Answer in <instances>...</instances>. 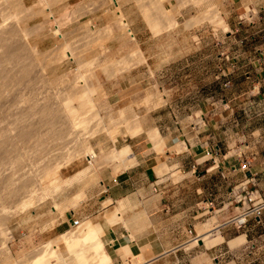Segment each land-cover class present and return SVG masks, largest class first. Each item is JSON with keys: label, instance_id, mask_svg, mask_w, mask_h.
Listing matches in <instances>:
<instances>
[{"label": "rangeland", "instance_id": "1", "mask_svg": "<svg viewBox=\"0 0 264 264\" xmlns=\"http://www.w3.org/2000/svg\"><path fill=\"white\" fill-rule=\"evenodd\" d=\"M51 1L48 6L43 0H0V25L10 19L5 24L17 27L16 42L30 45L33 51L26 52L24 46L16 62L6 61L3 65L8 68L4 70L6 75L14 73L10 75L14 77L12 81L16 76L20 79L18 76L25 70L32 73L24 83H13L11 88L15 90L16 101L22 102H18L21 107L30 106L27 109L31 110L32 118L23 116L22 123L26 120L28 123L22 127L33 126L32 130L30 126L25 130L37 136L27 141L21 137V144L12 145L15 140L7 136L6 130L11 128L10 121H14L11 126L17 122L13 112L16 107L10 104L13 97L9 103L13 108L8 104L2 110L3 113L10 108L15 116L10 114V109L6 113L9 111L13 119L2 117L6 113L2 114L0 107V134L4 135L0 138L9 137L5 143H8L7 149H0L5 162L0 163L3 189L0 188V196L2 201L10 196L14 200L0 203V264H32L52 239L57 241L59 247L55 248L62 259L68 258L61 235L77 230L73 228L74 219L82 220L80 226L107 219L105 216L123 200L119 198L121 189L110 191L109 187L113 188L118 176L135 167L131 179L124 180L129 181L124 185L125 192L136 194L135 205H125L122 220L105 232V241L113 243V231L120 226L130 229L136 224L144 228L146 217L141 203L150 195V184L158 180L145 164L139 166L142 160L134 155L130 142L143 140L146 133L164 158L168 152L172 155L182 151L180 144L187 142L200 149V163L213 154L217 177L223 178L221 169L227 176L230 174L231 184L222 191L220 177L216 180L218 214L214 217L219 219L220 226L264 199V182L257 181L264 175V0H165L177 25H168L165 19V24L153 25L148 17L155 18L154 0ZM118 5L130 21L133 37L119 20ZM212 15L227 25L216 24ZM40 25L42 32L36 30ZM57 25L62 29L59 34L55 33ZM84 87L94 90L93 103L73 102L72 96L85 91ZM121 96L132 98L121 102ZM68 103L81 116L77 122L81 121L83 126L74 129V135L62 149L57 136L62 126L73 122L69 111L68 116L64 115V110L68 113L64 108ZM43 109L51 111L50 118L43 116ZM158 129L164 138L162 147L157 146L150 134ZM167 138L171 139L169 145ZM125 148L133 157L124 166L117 160V151ZM90 149L97 154L93 162L87 155ZM15 160L19 168H15ZM163 166L175 181L180 180L178 174L171 173L174 169L171 163L165 162ZM50 167L54 172L57 168L56 174L60 173L62 179ZM51 174L58 179L53 182L55 186L50 180ZM25 178L31 180L29 185ZM5 182L8 186L2 187ZM19 184L23 190L17 189ZM12 189L23 191L24 195L18 197V193L14 199L8 195ZM30 199L33 202L23 208ZM57 205L61 206L60 210L54 209ZM127 209L137 210L141 216L131 223L126 218ZM260 218L252 216L245 228L231 223L203 245L194 239L187 253L180 254L179 264H264V212ZM131 238L140 242L135 233ZM195 240L198 243L194 244ZM194 247H199L195 250L199 253H192ZM131 258L129 262L134 264ZM127 262L125 258L120 264ZM68 264L76 263L71 259Z\"/></svg>", "mask_w": 264, "mask_h": 264}, {"label": "crops", "instance_id": "2", "mask_svg": "<svg viewBox=\"0 0 264 264\" xmlns=\"http://www.w3.org/2000/svg\"><path fill=\"white\" fill-rule=\"evenodd\" d=\"M121 98L120 101L122 102L123 100L132 98V96H126V99L121 96ZM158 131L163 142V134L160 129ZM144 136L143 140L139 142L131 140L130 143L134 155L142 160L139 166L145 164L150 174L158 180L150 184L148 187L150 195L145 197L141 203L144 205L143 211L146 217V225L142 228L140 225L133 224L130 229L120 226L117 230L113 231V243L107 244L105 236L102 237V241L107 248L109 245L108 250L112 256L113 263L120 264L127 258L128 263L131 264L129 260L132 261L131 257H133L135 260L134 264H179L180 254L183 256L187 253L190 243L194 241L196 235L200 240L204 236L209 235V240L211 241L213 240L211 236L218 235L220 232L222 233V231L230 226L229 224H235V219L226 220L220 226L219 219L214 217V215L218 214L215 207L216 202H218V184L216 180L220 176H216V161L213 154L207 152L209 155L211 154V158L200 163L202 160L200 159V149L195 148L190 143L184 142L180 144L183 149L182 151H177L172 155L166 151L168 155L167 158H164L163 154H160L156 150V146L148 137V133ZM167 140L169 145L171 139L167 138ZM157 146L159 147L158 143ZM202 147L204 148V144ZM165 162L172 164L174 169H172L171 173L178 174L180 180L175 181L173 177L169 176L170 173L166 172L163 166ZM135 168L130 169L129 173L125 172L118 176L116 179L117 184L113 188L109 187L110 191L121 189L119 191L121 193L119 198L123 199L118 207L115 206L117 208L114 211L105 216L108 217L107 219L113 225L122 220V211L124 213L123 209L125 205H129L130 207L135 205L134 198H136V194H132L129 191L126 193L124 190V185L129 182L124 180L126 178L131 179L132 171ZM202 169L205 171H202ZM221 172L223 173V178L220 177V185L222 186L220 190L222 191L227 184H231L229 181L231 176L230 174L227 176L228 174L224 172V169H221ZM257 181L264 182V175L257 179ZM223 203L227 205L226 202ZM127 210L128 214L126 218L131 219V223L135 222V217L141 216L136 212L137 210ZM212 216L214 218L206 223L213 226L212 230L205 234L200 233L199 235L198 226L202 221ZM123 217L125 219V216ZM201 227L202 225L199 226V231ZM142 229L144 232H141ZM190 230L194 232L193 235L190 234ZM132 233H135L140 242L134 241L131 238ZM170 238H173L172 242L169 241ZM199 247L201 248V246ZM199 247H194L192 253H199L195 252Z\"/></svg>", "mask_w": 264, "mask_h": 264}, {"label": "bare ground", "instance_id": "3", "mask_svg": "<svg viewBox=\"0 0 264 264\" xmlns=\"http://www.w3.org/2000/svg\"><path fill=\"white\" fill-rule=\"evenodd\" d=\"M40 1V0H39ZM51 0H43V2L42 3H44L45 5H50V3L52 2H50ZM112 2V1H111ZM142 2V1H141ZM198 2H202V0H198ZM52 4H53V2H52ZM101 4V3H100ZM153 4L155 5V8H153L152 10L153 11H155V13H153V15H155V18H153L152 16L150 17H148V19L149 20H151L152 21V23H153V25H161L162 24V22H163V24H165L164 23V21L168 24V25H177V23L175 22V20L172 18V16H171V13H170V10H169V4L167 3V1H165V0H154V2H153ZM201 4V3H200ZM117 5V4H116ZM121 6V5H120ZM17 7V6H16ZM118 7H119V5H118ZM123 7V6H122ZM49 8V7H48ZM143 8V7H142ZM9 10V9H8ZM33 10V9H32ZM51 10V9H50ZM119 10L120 11H118V14H119V20L123 23V25H124V28H125V26H127L128 27V30L127 31H129V34L133 37L134 35H133V31H132V29L130 28V21H128L127 19H126V17L124 16V14H123V10L121 11V8L119 7ZM147 10L148 9H146L145 11L147 12ZM10 12V11H9ZM31 12V11H30ZM51 12V11H50ZM217 12V11H216ZM35 13V12H34ZM149 13H150V11H149ZM218 13V12H217ZM50 14V13H49ZM26 15H28V17H29V14H26ZM34 15V14H33ZM36 15V14H35ZM53 15V14H52ZM152 15V14H151ZM148 16V15H147ZM218 16V15H217ZM5 17V16H4ZM76 18V17H75ZM151 18V19H150ZM212 18H213V20L216 22V24H219V25H227L226 24V22H224L220 17H216V16H214V15H212ZM3 19H5V18H3ZM15 19V18H14ZM22 19V18H21ZM165 19V20H164ZM6 20H8V21H10V19H6ZM6 20L4 21L5 23H6ZM67 20V19H66ZM69 21V20H68ZM5 23H3V24H1L0 25V107H1V113H2V110H4L3 109V106L5 105H7L6 107H8V104L11 102L10 101V98L11 97H13L11 100H12V103H10V104H13L12 106L14 107H16V111H13L14 112V114L18 117H14L15 115H13V113L11 112V109H10V114L12 113V116L14 117V119L15 120H17V122L15 123V125H13L14 124V121H10V129L9 128H7L9 131H7L6 130V132H7V136H9L10 137V139L12 138L13 140H17L18 139V141L17 142H13V143H11V142H9V145H10V143L13 145V144H19L20 143V141H21V137L25 140V141H27L28 139H32V138H34L35 136H33L31 133H34L33 131H30L29 132V130L28 131H26L25 129L26 128H28L29 129V126H28V124H26V127L25 128H23L22 127V124L24 123V125H25V123H26V121H27V123H28V120H26L25 122H23L22 123V118H25L26 116L25 115H27L29 118H32V116H30L31 114V110H29V109H27V108H29V107H27V108H25L24 109V107H21V104H22V102H20V101H16V95H15V90L14 89H12L11 87H12V85H13V83H16V85L18 84L19 85V83L21 84V82L22 83H24L27 79H29V78H27V76L29 75V74H32V73H25V71H27V70H25L23 73H21L20 74V76H18L20 79H18L17 78V76H16V78H17V80L18 81H16V78H15V81H12L11 80V76L10 75H13V74H7L6 75V73H5V71L8 69V68H5L4 67V65L3 64H5L4 62H8V63H10V64H12V62H16L19 58L17 57V54L19 55V52L21 51V50H24L23 48H24V46H25V48L27 49L26 50V52L29 50V52H33L32 51V49L30 48V45L28 46V44L26 45H24V43L23 42H16V41H18V40H15V39H17L18 38V33H17V27H12L11 25L9 26V25H7V24H5ZM8 23V22H7ZM8 24H10V23H8ZM15 24V23H14ZM53 24H55V23H53ZM52 24V25H53ZM41 26V25H40ZM40 26H38L37 28H36V30L37 31H40L41 30V32H42V26L40 27ZM60 27H61V25H59ZM58 25L56 26L57 27V29L55 30V33H58L60 30H62V29H60V27H59ZM44 27V26H43ZM155 27H157V26H155ZM45 29V28H44ZM59 34V33H58ZM113 34V33H112ZM57 36V35H56ZM62 36H63V34H62ZM25 38V37H24ZM19 39V38H18ZM22 39V38H21ZM135 39V38H134ZM133 40V39H132ZM23 41V40H22ZM16 42V43H15ZM22 43H23V45H22ZM92 43V42H91ZM78 44V43H77ZM138 44V43H137ZM70 46V45H69ZM81 46V45H80ZM67 48V47H66ZM31 49V50H30ZM69 50H70V48H68ZM72 49V48H71ZM81 49V48H80ZM88 49V48H87ZM92 50V49H91ZM37 51V50H36ZM68 51V50H67ZM73 51V50H72ZM22 52V51H21ZM85 52V51H84ZM67 53V52H66ZM78 53H79V50H78ZM69 54V53H68ZM71 54V53H70ZM69 54V55H70ZM82 54V53H81ZM26 56V55H25ZM71 56V55H70ZM18 58V59H17ZM28 58V57H27ZM72 58H73V55H72ZM23 60V59H22ZM20 61V60H19ZM23 62V61H22ZM44 62V61H43ZM90 63V62H89ZM21 64V63H20ZM88 64V63H87ZM17 66V65H16ZM21 67V66H20ZM87 67V66H86ZM18 68V67H17ZM24 68V67H23ZM107 69V68H106ZM5 70V71H4ZM23 70V69H22ZM9 71V70H8ZM80 71V70H79ZM10 72V71H9ZM28 72V71H27ZM34 75V74H33ZM36 76V75H35ZM83 76V75H82ZM30 77V76H29ZM14 78V77H13ZM12 78V79H13ZM27 78V79H26ZM30 78H32V77H30ZM85 78V77H84ZM39 79V78H38ZM23 80H24V82H23ZM84 80H86V79H84ZM83 80V81H84ZM30 81V80H29ZM40 81V80H39ZM45 81V80H44ZM82 81V82H83ZM33 82V81H32ZM80 82V81H79ZM27 83V82H26ZM52 83V82H51ZM70 83V82H69ZM87 83V82H86ZM79 84V83H78ZM84 84V83H83ZM82 83H81V85H83ZM31 85V84H30ZM77 86V85H76ZM84 86V85H83ZM86 86V85H85ZM19 87V86H18ZM34 87V86H33ZM33 87H32V89H33ZM47 87V86H46ZM13 88H14V86H13ZM89 88V87H88ZM14 90V93H13V91L12 90ZM84 89H85V87H84ZM87 89V88H86ZM85 89V91H82V92H80V93H76V94H72L73 96H72V99H73V102H74V100L75 101H87L88 102V100H89V102L91 101L92 102V97L95 95V93H94V95H92L93 94V91L90 89V90H86ZM35 90V89H34ZM72 91V90H71ZM75 91V90H74ZM74 91H73V93H74ZM77 91V90H76ZM75 91V92H76ZM96 91V90H95ZM39 93V92H38ZM33 94H35V93H33ZM70 94V93H69ZM47 96V95H46ZM68 96V95H67ZM71 96V95H70ZM50 97V96H49ZM33 98V97H32ZM53 99V98H52ZM51 99V100H52ZM72 99H71V101H72ZM13 100H15V101H13ZM23 100H24V98H23ZM22 100V101H23ZM30 100V99H29ZM35 100H37V99H35ZM28 101V100H27ZM39 101V100H38ZM46 101H47V99H46ZM21 103V104H19V103ZM36 102V101H35ZM64 102V101H63ZM67 102H69V101H67ZM41 103V102H40ZM93 103V102H92ZM9 104V106H11ZM36 104V103H35ZM49 104V103H48ZM53 104V103H52ZM69 104V106L67 105L66 107H64L65 109H68L67 110V112L69 111L70 112V116H71V118H72V123L71 122H69V123H71L72 125H66L67 127H63L62 126V128H61V131H60V134L57 136V140H58V146L60 147V148H62V149H64L67 145H68V140H69V137L72 135H74V133H72V132H74V129L76 128H79V125H80V127L81 126H83L82 125V122L80 121V123H79V121L77 122V118H78V116L79 115H77V111L75 112V107H73L74 109H71L70 107V103H68ZM26 105V104H25ZM38 105V104H37ZM54 105V104H53ZM71 105H72V102H71ZM5 106H4V108H5ZM11 106V108H13ZM48 107V106H47ZM46 107V108H47ZM95 107V106H94ZM41 108H42V106H41ZM50 108V107H49ZM56 108V107H55ZM7 110H9L8 108H6ZM5 109V110H6ZM31 109V108H30ZM45 109V108H44ZM43 109V110H44ZM96 109V108H95ZM6 110V111H7ZM60 110V109H59ZM92 110V109H91ZM6 111H3V113L5 112L6 113ZM33 111V110H32ZM65 111V113H64V115L65 114H67L66 116H68L69 115V112L68 113H66V110H64ZM89 111V110H88ZM87 111V112H88ZM23 112H25L26 114H24ZM53 112V111H52ZM59 112V111H58ZM130 112V111H129ZM2 113V114H3ZM4 113V114H5ZM50 113H51V111L49 112V110L48 109H46V110H44L43 111V116H46V117H49L50 118ZM2 114H0V115H2ZM7 114V115H6ZM5 115H2V117L4 116V118H6V117H8L9 115V111L6 113ZM32 114H34V113H32ZM45 114V115H44ZM63 114V113H62ZM61 114V115H62ZM80 114V113H79ZM85 114V113H84ZM6 116V117H5ZM12 116L10 117V118H12ZM23 116H25V117H23ZM54 115H52L51 117H53ZM69 116V117H70ZM1 117V116H0ZM8 117V118H9ZM27 117V118H28ZM34 117H36V115H34ZM79 117H81V116H79ZM53 118H55V117H53ZM52 118V119H53ZM85 118V117H84ZM95 118V117H94ZM97 118V117H96ZM13 119V118H12ZM34 119V118H33ZM48 119V118H47ZM8 120H10V119H8ZM69 120V119H68ZM82 120V119H81ZM31 122H32V119L30 120ZM47 121V120H46ZM50 121V120H49ZM6 122H8V121H6ZM41 122V121H40ZM50 122H52V121H50ZM54 122V121H53ZM52 122V123H53ZM11 123H13L12 124V126H15L14 128H12V126H11ZM59 123V122H58ZM57 123V124H58ZM31 124V123H30ZM32 124H33V122H32ZM31 124V125H32ZM40 124V123H39ZM56 124V123H55ZM56 124V125H57ZM86 124V123H85ZM35 125V124H34ZM49 126H50V124H48ZM28 126V127H27ZM36 126V125H35ZM34 126V127H35ZM33 128V126H30V128ZM47 127V126H46ZM32 128H31V130H32ZM35 128H37V126L35 127ZM53 128V127H52ZM99 128V127H98ZM39 129V128H38ZM84 129H85V125H84ZM35 131H36V133H37V130L35 129ZM39 132V131H38ZM52 132H54V131H52ZM80 132V131H79ZM2 133H4V132H2ZM56 133V132H55ZM93 133V132H92ZM76 134V133H75ZM80 134V133H79ZM151 138L153 139V140H155L157 143H158V145H159V147H162L163 146V142H162V140H161V137H160V135H159V131L158 130H153L151 133ZM3 135V134H2ZM2 135L0 134V137L2 138ZM31 135L33 136V137H31ZM97 135V134H96ZM4 136V135H3ZM5 136H6V133H5ZM6 136V137H7ZM12 136H15L14 138L12 137ZM9 137H7V138H9ZM37 137V136H36ZM1 138H0V144L1 145H3V146H1L0 145V149H1V147H3V148H6L7 149V144H5L6 142H8L7 141V138H3L2 140H1ZM71 138V137H70ZM79 138V137H78ZM115 138V137H114ZM10 139H8V140H10ZM20 139V140H19ZM13 140H10V141H13ZM52 140V139H51ZM55 140V139H54ZM57 140H56V142H57ZM21 142H23V141H21ZM42 142H44V141H42ZM55 142V141H54ZM15 144V145H16ZM21 144V143H20ZM22 144H24V143H22ZM26 144V143H25ZM46 144V143H45ZM45 144H42V145H45ZM57 144V143H56ZM11 146V145H10ZM9 146V147H10ZM50 147V146H49ZM2 148V149H3ZM130 148V147H129ZM131 149V148H130ZM3 151V150H2ZM1 150H0V153L2 152ZM4 152H7V151H5L4 150ZM116 152V151H115ZM79 153V152H78ZM70 154H73V152L72 153H70ZM77 155V154H76ZM75 155V157H77ZM87 155H88V157H90V158H88L89 160H91L92 162L94 161V159L97 157V154H96V152L94 151V150H91L90 149V151H88V153H87ZM1 156L2 155H0V158H1ZM78 156H80V154H78ZM82 156V155H81ZM80 156V157H81ZM79 157V158H80ZM131 157H133L132 156V154H131V151L127 148H125V149H123V150H118L117 151V160L119 161V162H121V164L122 165H127V163L128 162H130V159H131ZM2 160L0 159V163H3L4 162V157L2 156ZM18 159V158H17ZM78 159V158H77ZM134 159V158H133ZM136 159V158H135ZM22 160V159H21ZM76 159H74V161H75ZM82 160V159H81ZM3 161V162H2ZM6 161V160H5ZM11 161V160H10ZM18 161V163L20 162L19 161V159L17 160ZM17 161L15 160V162L17 163ZM84 161L86 162V160L84 159ZM90 161V162H91ZM76 162V161H75ZM83 162V161H82ZM5 163V162H4ZM15 163V164H16ZM18 163H17V165H14L15 166V168H16V166H18ZM84 163V162H83ZM135 163H137V162H135ZM134 163V164H135ZM12 164V163H11ZM2 165H4V164H2ZM75 165V164H74ZM83 165V164H82ZM91 165H93V164H91ZM5 166V165H4ZM20 166H22L21 165V162H20ZM20 166H18L17 168H19ZM51 166V165H50ZM89 166H90V163H89ZM118 166V165H117ZM3 167V166H2ZM53 167V166H52ZM79 167H81V165L79 166ZM78 167V168H79ZM83 168H84V166H82ZM88 167V166H87ZM90 167H92V166H90ZM51 168V167H50ZM52 169V172L53 173H55L56 174V171H57V168H56V170H55V172L53 171V168H51ZM77 169V168H76ZM82 169V168H81ZM88 169V168H87ZM92 169V168H91ZM98 170V169H97ZM0 171H1V169H0ZM84 171V170H83ZM86 171V170H85ZM51 172V173H52ZM59 172V171H58ZM57 172V173H58ZM82 172V171H81ZM80 172V173H81ZM96 172V171H95ZM47 173V172H46ZM49 174V173H48ZM47 174V175H48ZM54 174V175H55ZM83 174V173H82ZM52 175V174H51ZM54 175H52L51 176V178H50V175H49V178H50V180H51V182H52V184H53V182H55V180L58 178L59 179V176L61 177V175H60V173H58V174H56V175H58L57 176V178L55 179V177H54ZM81 175V174H80ZM45 176V175H44ZM92 176V175H91ZM0 177H1V174H0ZM88 177V176H87ZM3 178V177H2ZM23 178V177H22ZM79 178V177H78ZM4 179V178H3ZM7 179V181H8V178H6ZM10 179V178H9ZM24 179V178H23ZM26 179V178H25ZM53 179V180H52ZM58 179L56 180V181H58ZM60 179H62V177L60 178ZM59 179V180H60ZM27 180V179H26ZM1 181H2V179L0 180V184H1ZM5 181V180H4ZM6 181V182H7ZM22 181V180H21ZM30 179L29 180H27L26 181V183H28V185H29V183H30ZM5 182V183H6ZM10 182H11V180H10ZM9 182V184H12V182L10 183ZM14 182V181H13ZM24 182H25V180H24ZM60 182V181H59ZM20 183H23V181L22 182H20ZM57 183V182H56ZM51 184V185H52ZM8 186V183H6V184H4L3 183V185H2V187L4 186V187H7ZM15 185V184H14ZM25 185H27V184H25ZM27 185V186H28ZM54 186H55V184H53ZM20 186H22V184H19V188H17V187H14V188H17V189H20ZM27 186H24V187H27ZM50 186V185H49ZM23 187V186H22ZM22 187H21V189H22ZM59 187V186H58ZM1 188V187H0ZM29 188V187H28ZM48 188V187H47ZM2 189V188H1ZM20 189V190H21ZM27 189V188H26ZM3 190V189H2ZM6 190V189H5ZM23 190V189H22ZM57 190V189H56ZM1 191V190H0ZM10 191H11V189H10ZM12 191L13 192H9L8 193V195L10 196V195H12V197L13 196H16L17 197V195L16 194H18L19 193V195H18V197L20 196V194H21V196L22 195H24V193H21V192H23V191H17V190H13L12 189ZM25 191V190H24ZM26 191H28V190H26ZM25 191V192H26ZM6 192V191H5ZM4 192V193H5ZM26 193H28V192H26ZM6 196H7V194H6ZM5 196V197H6ZM32 197V196H31ZM2 197L0 196V203L1 202H4V200H8L9 199V197L8 198H6V199H4L3 198V201H2V199H1ZM14 198V197H13ZM21 198V197H20ZM34 198H36V197H34ZM46 198V197H45ZM49 198V197H48ZM10 199L12 200V202L14 201L12 198H11V196H10ZM10 199H9V201H10ZM15 199V198H14ZM16 199H19V198H16ZM33 199V198H32ZM32 199H30V201H27V202H25L24 204H23V208H25V207H27V206H25V205H27V203L29 204V203H32L33 201H32ZM6 200V201H7ZM33 200H35V199H33ZM16 201V200H15ZM19 203V201H16V203ZM5 203V202H4ZM9 203V202H8ZM15 202H14V204H16ZM17 203V204H18ZM1 205V204H0ZM21 205V204H20ZM72 205H74V204H72ZM16 206H18V205H16ZM25 206V207H24ZM28 207H29V205H28ZM17 208H19L20 209V206L19 207H17ZM10 209V208H9ZM54 209H57V210H60L61 209V206H59V205H57V208H54ZM121 211V210H120ZM3 212V211H2ZM4 212H5V210H4ZM7 212V211H6ZM6 212H5V214H6ZM9 213H12V212H9ZM8 216V215H7ZM11 217V216H10ZM76 220H78V219H76ZM80 221V224H79V226L78 227H73V228H77V230L75 231H71L70 233H67V234H65V235H61V240L64 242V246H66V248H67V251H68V254H69V257L68 258H65V259H62V257H61V255H60V253L56 250L57 248H55V247H59V246H57L56 244H58L57 243V241H55V240H50L49 242H48V244L44 247V250H42L43 252L42 253H40V255H38V257L34 260L33 259V262H32V264H55L54 263V261H57V263L56 264H68L69 263V261H71V259L76 263V264H114L113 263V259H112V256H111V254H110V252H109V250H108V248H106L105 247V245H104V243H103V241H102V237L105 235V232L110 228V227H112L113 226V224L108 220V219H105V220H103V221H101V222H98V223H90L89 222V224H84V225H82V226H80L81 225V223H82V220L81 219H79ZM1 222H4V221H1ZM0 225H1V223H0ZM127 225V224H126ZM212 228H213V226L211 225V224H206V225H202V227H201V229H200V233H202V234H205V233H208L210 230H212ZM6 230V229H5ZM4 231V230H3ZM4 235V234H3ZM210 238V236L209 235H206V236H204V238H201V241H205L206 242V240L207 239H209ZM60 240V239H59ZM199 241H200V239H199ZM195 243H198V240L197 241H195ZM63 245V244H62ZM127 247V246H126ZM64 249V248H63ZM126 252V251H125ZM132 252V251H131ZM140 256V255H139ZM142 257V256H141ZM143 257H145V256H143ZM144 261V260H143ZM31 264V263H30ZM126 264H128V262L126 263Z\"/></svg>", "mask_w": 264, "mask_h": 264}, {"label": "built area", "instance_id": "4", "mask_svg": "<svg viewBox=\"0 0 264 264\" xmlns=\"http://www.w3.org/2000/svg\"><path fill=\"white\" fill-rule=\"evenodd\" d=\"M263 212H264V199H262V201L259 202V203L258 202L254 203V207H252L249 210L245 211L243 213V215H241L240 217L236 218L234 220V223L239 228H245L246 225L248 224V222L251 220L252 216H256L258 219H261L260 216L263 214ZM79 221H80L79 219L78 220L74 219V226L75 227L79 226V224H80ZM190 234L193 235L194 232L192 230H190ZM194 239H199V238L196 235V237Z\"/></svg>", "mask_w": 264, "mask_h": 264}, {"label": "water", "instance_id": "5", "mask_svg": "<svg viewBox=\"0 0 264 264\" xmlns=\"http://www.w3.org/2000/svg\"><path fill=\"white\" fill-rule=\"evenodd\" d=\"M203 244H204V242L200 240V245H203Z\"/></svg>", "mask_w": 264, "mask_h": 264}, {"label": "clouds", "instance_id": "6", "mask_svg": "<svg viewBox=\"0 0 264 264\" xmlns=\"http://www.w3.org/2000/svg\"><path fill=\"white\" fill-rule=\"evenodd\" d=\"M200 242V241H199Z\"/></svg>", "mask_w": 264, "mask_h": 264}]
</instances>
